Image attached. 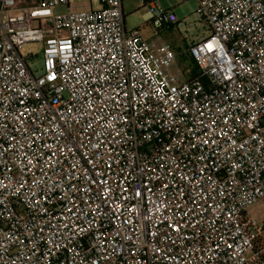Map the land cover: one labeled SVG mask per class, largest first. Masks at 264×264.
Wrapping results in <instances>:
<instances>
[{
	"label": "built area",
	"instance_id": "obj_1",
	"mask_svg": "<svg viewBox=\"0 0 264 264\" xmlns=\"http://www.w3.org/2000/svg\"><path fill=\"white\" fill-rule=\"evenodd\" d=\"M98 1L0 0V264H264V0H196L187 80Z\"/></svg>",
	"mask_w": 264,
	"mask_h": 264
},
{
	"label": "rangeland",
	"instance_id": "obj_2",
	"mask_svg": "<svg viewBox=\"0 0 264 264\" xmlns=\"http://www.w3.org/2000/svg\"><path fill=\"white\" fill-rule=\"evenodd\" d=\"M71 5L77 9H99L98 0H70ZM158 3L166 10L174 13L177 24L170 30L163 28L156 30L152 22L145 20L149 11L144 7L142 0H123V11L128 30L139 29L144 39H155L157 35L163 41L173 44L177 49L184 50L192 44L202 41L212 33L211 28L205 25L197 13L198 4L196 0H158ZM55 14L67 11L66 6H58L53 9ZM42 43H28L23 47V54H35V59L29 61L32 71L37 75L43 68ZM186 56V55H184ZM191 69V63L177 58L175 71L180 72L185 79ZM249 214L256 219L260 225H264V198L252 205Z\"/></svg>",
	"mask_w": 264,
	"mask_h": 264
},
{
	"label": "trees",
	"instance_id": "obj_3",
	"mask_svg": "<svg viewBox=\"0 0 264 264\" xmlns=\"http://www.w3.org/2000/svg\"><path fill=\"white\" fill-rule=\"evenodd\" d=\"M152 1H158V0H145V2L148 4ZM193 44V43H192ZM182 60L183 61H188L189 63H191V69L188 73V77L189 79H193L199 76V68L195 62V60L189 55L186 54V56L182 55Z\"/></svg>",
	"mask_w": 264,
	"mask_h": 264
},
{
	"label": "crops",
	"instance_id": "obj_4",
	"mask_svg": "<svg viewBox=\"0 0 264 264\" xmlns=\"http://www.w3.org/2000/svg\"><path fill=\"white\" fill-rule=\"evenodd\" d=\"M123 13H124V11H123ZM147 18H148V15L146 14V16H145V20H147ZM124 20H125V17H124ZM149 22V21H148ZM125 26H126V22H125ZM126 28H127V26H126ZM167 29H171V28H167ZM171 44V43H170ZM173 47H174V49L176 50V53H177V58H178V56H179V58H182V55H186V54H188V52H187V48L184 50V52H180V50H182V49H177L173 44H171ZM186 80L187 79H189V77L187 76V78H185Z\"/></svg>",
	"mask_w": 264,
	"mask_h": 264
}]
</instances>
